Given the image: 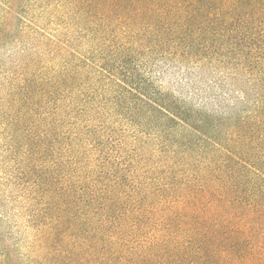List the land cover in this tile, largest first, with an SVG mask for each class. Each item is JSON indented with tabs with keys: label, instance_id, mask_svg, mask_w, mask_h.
I'll use <instances>...</instances> for the list:
<instances>
[{
	"label": "trees",
	"instance_id": "1",
	"mask_svg": "<svg viewBox=\"0 0 264 264\" xmlns=\"http://www.w3.org/2000/svg\"><path fill=\"white\" fill-rule=\"evenodd\" d=\"M0 264H264V0H0Z\"/></svg>",
	"mask_w": 264,
	"mask_h": 264
}]
</instances>
